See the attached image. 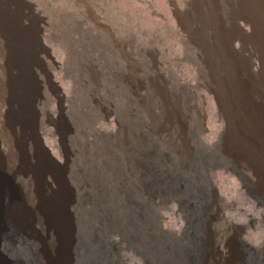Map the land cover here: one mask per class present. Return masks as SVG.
Listing matches in <instances>:
<instances>
[{"label": "rangeland", "instance_id": "rangeland-1", "mask_svg": "<svg viewBox=\"0 0 264 264\" xmlns=\"http://www.w3.org/2000/svg\"><path fill=\"white\" fill-rule=\"evenodd\" d=\"M246 6L261 21L264 0H0L30 43L26 74L14 71L24 87L15 110L0 97V174L22 190L38 239L53 242L39 221L70 222L74 264L89 261L93 246L109 248L111 260L120 251L119 264H189L196 253L207 264H264V203L248 185L264 163V82L238 38L250 46L259 35L243 20L241 31L231 26ZM153 81L176 104L182 140L149 108ZM246 83L261 91L249 98ZM247 97L249 118L262 124L250 152L241 141L248 118L231 107ZM234 150L252 158L249 169L236 168ZM198 200L200 211L185 207ZM104 215L135 226L138 240L118 249Z\"/></svg>", "mask_w": 264, "mask_h": 264}, {"label": "bare ground", "instance_id": "bare-ground-1", "mask_svg": "<svg viewBox=\"0 0 264 264\" xmlns=\"http://www.w3.org/2000/svg\"><path fill=\"white\" fill-rule=\"evenodd\" d=\"M231 15L233 18V21H231V26L233 28V31H241L238 22L239 20H243L245 23H248L251 25L254 36L257 34L259 35L257 36V38L253 39L254 42L250 43V46L246 45V43L244 42L245 39H243L242 37H238V38L243 43L242 48H245V49L247 48L249 51H253V53L256 54V56L260 60L261 70L259 73V78H262L261 84H263L264 82V15L261 17V21H259L258 15L255 9L249 6L248 7L246 6L245 9L243 10L239 9L236 11L234 9ZM187 17L188 15L183 17L184 20H181V26L185 30H189V26L195 24L194 21H186ZM5 18H8V17L0 14V42H1L0 51H1V62H2L3 71H4L3 73L4 78L3 80H0V97H2L3 102L8 103V105L11 106L12 110H15L13 108H15L14 107L15 104L21 98L24 87L20 85L21 78L18 77L19 82L16 81L17 79L15 77L14 71H18V74H16L18 76L20 73L21 75L23 74V76L26 74L27 69L25 68H27L29 58H30V53H29L30 43H29L27 35L23 31L22 26L16 25V21H8V19H5ZM217 25L219 29H221L219 23H217ZM235 38L237 37L233 38V36H228L224 38V41L225 43H227L228 46L233 47V42ZM225 43H223V45H225ZM149 85H150L151 92L148 94L147 100H149L148 101L149 108L152 111V114H154L153 116L158 118V121L160 122L162 126H164L165 131L167 133L169 134L174 133V135L176 134V136H178V138H181L182 140L183 138L182 134H184L183 124L176 110L175 102L173 101L169 93L157 82L153 81ZM256 86L257 84L249 86V84L246 83V86L244 87V91H245V94L249 95L248 96L249 98H251V95H252L250 93L251 90L253 91L255 89L258 91V93L259 91H261L259 86L258 88ZM136 87L137 88L135 89H137L136 91H138V89L140 88V84L137 82H136ZM263 87H264V84H263ZM261 89H262V85H261ZM248 97H247V104H246L247 106H245L243 100L240 105L239 103L237 105L233 100L234 98L230 96V98H233L231 100V103H232L231 107L233 108V110L235 112L236 110H238L239 111L238 115L243 114V116H246V118H248L245 121L243 120V122H245L244 125L247 128L244 131L246 132V134L244 135L241 141L243 143L245 142V144L249 148L248 149L249 151L251 148H254L253 146L256 145L255 147H257L258 143L255 141L256 138L253 139L252 137L254 135L253 133H255V130L259 128L260 125L262 124L252 122L253 121V120L251 121L252 118H249L251 115V107L250 109L248 108L249 106L248 104H250L248 103V100H249ZM156 112L158 113V115L156 114ZM236 123L237 121L235 122V124ZM237 124H239V122ZM239 126L240 124L237 127ZM257 137L263 138L260 135H257ZM259 145H262V144L259 143ZM256 149L258 150V148ZM241 150L239 151L234 150L235 151L233 153L234 165L236 166V168H241V167L248 168L250 164L249 160L252 158H249V157L247 158L246 155H244L245 151H243L244 152L243 153L241 152ZM261 160H260V165H261ZM256 163H254V166ZM258 171H257L258 175L257 174L255 175L256 179L249 182L248 185L250 189L253 191V193L256 195V197L261 202L264 203V163H262L260 168H258ZM22 193L23 192L18 185H16L12 180H10L8 177L3 175L2 173L0 174V264H12L10 262H6L2 260L3 258H5V256L3 255L4 252L13 255L15 258L19 260L20 264H74L73 257H72V249H73V245L75 242V236H74V231H73V228L70 222H65L63 228H61L57 225L55 226L52 224L51 226H49V224H47L46 222L39 221L38 224L43 228V230L46 233H51V235L53 236L52 238L53 242L48 243L46 240L43 241L42 239H38L37 236L35 235V232L32 230L33 217L30 214V211H29L30 208H27V206L24 204ZM169 200L170 199H168V201ZM199 203L202 204L201 200L196 201L195 204L190 203L188 204V206H185V207H188V208L193 207V209L200 211L201 210L200 208L202 205L200 206ZM124 217H130V216H124ZM36 218L38 217L36 216ZM101 220H102V223L106 227H108V232L110 236L120 237L121 242L114 243V244H117L118 249H119V246L121 248V243L125 241L130 244L132 240L133 241L138 240V238L136 237L134 238L131 237V234L136 232L135 226L130 229L128 228L123 229L118 226H111L109 223L110 217L108 215H104ZM201 241L200 243L196 242L197 244H195L194 249H196L197 252L201 250L202 248L201 245L204 246L205 244ZM168 243H166V245H168ZM227 247L230 248L228 244H227ZM108 249L109 248L107 247L93 246L91 249L92 250L91 253L94 255H89V261L85 262L84 264H119L120 260H122L120 251H118L117 253L115 252L116 254L112 256V260H111V254L108 251ZM138 249L139 251H141V253L147 254L145 250L141 248L139 245H138ZM153 253L154 252L150 250L149 255L151 258L154 256ZM187 256L188 257H186V259L189 257H195V258L199 257L200 258V255H198V253H196L194 256H191V254L190 255L188 254ZM199 258L198 260L200 261H196L195 259L193 263H189V264H207L205 262L206 260L203 259L204 257L200 259ZM169 262H170L169 258L167 257V261L165 262L162 261L161 264H170ZM185 262L186 261H184L183 263ZM228 264H241V263H238V261H231V262H228Z\"/></svg>", "mask_w": 264, "mask_h": 264}]
</instances>
